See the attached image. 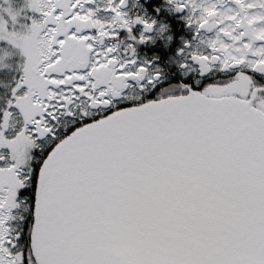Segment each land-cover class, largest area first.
I'll use <instances>...</instances> for the list:
<instances>
[{"label":"snow or ice","instance_id":"snow-or-ice-1","mask_svg":"<svg viewBox=\"0 0 264 264\" xmlns=\"http://www.w3.org/2000/svg\"><path fill=\"white\" fill-rule=\"evenodd\" d=\"M0 264H264V0H0Z\"/></svg>","mask_w":264,"mask_h":264}]
</instances>
